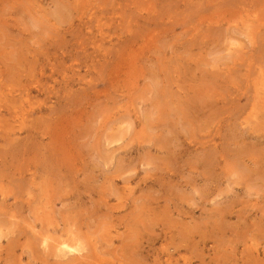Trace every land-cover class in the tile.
I'll return each mask as SVG.
<instances>
[{
  "label": "rangeland",
  "instance_id": "1",
  "mask_svg": "<svg viewBox=\"0 0 264 264\" xmlns=\"http://www.w3.org/2000/svg\"><path fill=\"white\" fill-rule=\"evenodd\" d=\"M0 264H264V0H0Z\"/></svg>",
  "mask_w": 264,
  "mask_h": 264
},
{
  "label": "bare ground",
  "instance_id": "2",
  "mask_svg": "<svg viewBox=\"0 0 264 264\" xmlns=\"http://www.w3.org/2000/svg\"><path fill=\"white\" fill-rule=\"evenodd\" d=\"M63 243H66V242H63ZM61 244H62V243H61ZM61 244H60V245H61ZM68 246H69V245H68ZM63 247L66 248V249H70L69 247H67V245H66V246L64 245ZM71 248H73V247H71ZM122 248H123V247H122ZM191 248H192V247H191ZM70 250H71V249H70ZM73 250H74V248H73ZM72 252H73V251H72ZM75 252H76V251H75ZM109 255H110V254H109ZM110 257H111V256H110ZM143 258H144V257H143Z\"/></svg>",
  "mask_w": 264,
  "mask_h": 264
}]
</instances>
